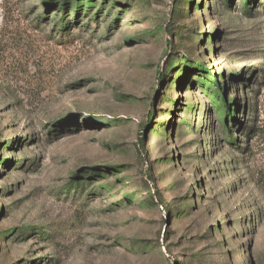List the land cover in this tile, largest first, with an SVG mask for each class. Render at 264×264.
<instances>
[{"label": "rangeland", "instance_id": "1", "mask_svg": "<svg viewBox=\"0 0 264 264\" xmlns=\"http://www.w3.org/2000/svg\"><path fill=\"white\" fill-rule=\"evenodd\" d=\"M54 1L0 0V264H264V0Z\"/></svg>", "mask_w": 264, "mask_h": 264}, {"label": "trees", "instance_id": "2", "mask_svg": "<svg viewBox=\"0 0 264 264\" xmlns=\"http://www.w3.org/2000/svg\"><path fill=\"white\" fill-rule=\"evenodd\" d=\"M54 1V0H53ZM87 1V3L85 4L87 6L88 11L90 10V8L93 7V5H96V1L95 0H85ZM54 3H58L57 1H54ZM191 3V2H190ZM251 3H255L254 0H246L245 1V7H244V13L246 15H250L252 8L250 7ZM75 10H74V17L75 19L78 20V17H76L80 12H82L84 10V1L83 0H78L75 4ZM56 12H60V18H59V33L62 35V37H71L72 33H70V18L71 16L68 15V12L66 10V8L63 6V8H61L60 11L56 10ZM184 29L188 28L185 27ZM180 33L177 34V37H179L180 40H183L182 36H179ZM199 70L200 73L203 75L202 76V82L205 88H210L212 90V92L214 93V96L216 95L218 97L219 100L214 101L215 104H217L219 106V102L220 99H223V103H224V113L222 114L221 119V123L223 125L224 129L228 128L229 123H231V119L233 117V112L230 109V104L228 103V101L225 98V94L223 93V88H222V84L220 81H217V78L213 77L211 75V73L209 72V70H207L202 64H199ZM164 78L163 74L160 73L159 74V80H162ZM214 87H217V90H213ZM212 96V94H210ZM232 103V102H231ZM220 113V111H219ZM224 119V120H222ZM256 126H252L249 128L248 132L249 134L252 133L254 134ZM230 140H231V144L233 145H238L236 142L237 140H235L232 135L229 136Z\"/></svg>", "mask_w": 264, "mask_h": 264}]
</instances>
